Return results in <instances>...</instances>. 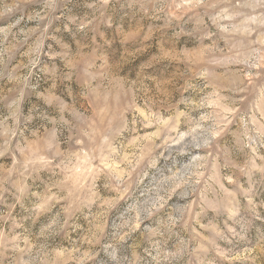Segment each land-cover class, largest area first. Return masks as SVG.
I'll return each mask as SVG.
<instances>
[{
	"label": "rangeland",
	"instance_id": "rangeland-1",
	"mask_svg": "<svg viewBox=\"0 0 264 264\" xmlns=\"http://www.w3.org/2000/svg\"><path fill=\"white\" fill-rule=\"evenodd\" d=\"M0 264H264V0H0Z\"/></svg>",
	"mask_w": 264,
	"mask_h": 264
}]
</instances>
